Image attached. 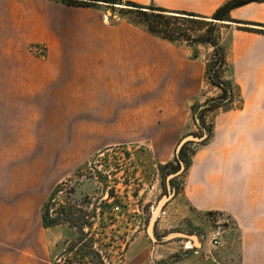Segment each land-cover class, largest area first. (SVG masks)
<instances>
[{"label":"crops","instance_id":"0c3cea01","mask_svg":"<svg viewBox=\"0 0 264 264\" xmlns=\"http://www.w3.org/2000/svg\"><path fill=\"white\" fill-rule=\"evenodd\" d=\"M127 1L209 17L227 0ZM231 18L264 28V2L234 9ZM230 37L228 58L248 101L218 122L211 149L194 157L184 189L169 206L184 201L197 212L227 215L242 264H264V35L232 28ZM30 45H43L46 53H30ZM205 69L186 46L150 36L127 21L110 22L101 7L0 0V264H53L43 239L42 208L53 180L69 169L68 153L55 151L61 162L55 174L52 162L42 170L41 160L15 164L35 153L31 142L37 125L48 122L49 94H62V105L75 104L80 124L159 126L147 134L158 164L165 165L187 133ZM148 90L159 94L157 101L143 103L135 118L126 96L118 104L113 95ZM85 99L111 102L92 105L85 114L80 107ZM40 150L43 156L46 150ZM152 244L140 234L128 244L124 264H149Z\"/></svg>","mask_w":264,"mask_h":264},{"label":"rangeland","instance_id":"374dc122","mask_svg":"<svg viewBox=\"0 0 264 264\" xmlns=\"http://www.w3.org/2000/svg\"><path fill=\"white\" fill-rule=\"evenodd\" d=\"M99 7L110 22L134 23L136 20L134 13H130L133 9L131 7L122 5L112 8L104 4ZM174 16L182 18L181 26L194 29V34H204L210 29L209 26L201 24H208L210 19L178 14ZM187 20H195L198 23H193L195 25L192 26ZM245 26L233 22L218 24L216 34L220 43L228 48L232 28L243 31L242 27ZM249 28L261 30L258 32L264 35V28ZM183 44L205 65L208 62L215 64L212 47L198 44L195 37L191 43ZM229 50L230 48L228 53ZM28 52L44 55L46 48L43 45H30ZM227 61V67L220 70L223 79L231 84L232 97L224 98L219 88L204 79L202 93L191 103L188 130L183 138L193 137L194 140L178 146L171 161V171H163L158 164L152 151V135L147 134L159 126L80 124V114H77L75 104L62 105V94H49L53 98L45 115L48 122L37 125L36 140L31 142L36 144L33 149L35 153L16 158L15 164L33 166L36 160H41L42 170L41 166L52 162L55 174L58 164H61L55 151L68 153L69 169L57 180H53L51 188L44 196L45 212L51 221L66 220V215H63L66 213H70L73 218L81 217L82 221L77 228L63 223L48 228L46 234H43V239L52 252L53 264H88L89 261L94 263L97 259L93 258V252L100 254L104 264H124L128 244L140 234L148 237L150 229L153 237H149L153 239L154 250L149 264H242L243 258L239 253L232 221L223 225L222 247L214 248L210 244V234L216 229V223L222 218H229L227 215L218 212H197L184 201L169 206L184 189L190 169L185 171V165L182 164L180 171L173 172L172 169L176 166L174 160L180 150L184 146L187 147L193 163L198 153L211 149L217 124L222 117L237 114L248 101V97L242 93L235 81L230 59ZM113 95L116 96L118 104L123 102L121 96H126V105L129 104L130 110L134 111L131 113L134 118L140 116V106L143 103L147 100L157 101L159 96L157 92L149 90ZM109 101L81 100L80 107L84 108L81 111L90 114L92 105L108 104ZM215 104L219 107L216 108ZM122 116L121 119L124 117ZM203 124L212 129L209 140L201 128ZM41 147L46 150L43 156L38 153L42 151ZM23 148L21 146L22 150ZM77 151L80 152L79 159L73 163ZM65 162L66 160L63 163ZM53 191L54 194L51 195ZM42 205H37V213ZM79 242L80 245H77ZM76 245V250L70 252L72 246ZM79 248L80 252L84 248V251L92 254L84 257L83 253H80L79 257Z\"/></svg>","mask_w":264,"mask_h":264},{"label":"trees","instance_id":"16d2710c","mask_svg":"<svg viewBox=\"0 0 264 264\" xmlns=\"http://www.w3.org/2000/svg\"><path fill=\"white\" fill-rule=\"evenodd\" d=\"M62 5L66 7H76V8H96L99 7L101 4L110 6L112 8H115V6H128L133 8L130 10V13H134V16L136 18L135 22L130 23L135 27H139L144 29L150 36L159 38L161 40H164L168 43L174 44V45H184L183 43H191L192 39L197 38V43L200 45H206L212 47L214 50L213 57L215 58V64H211L212 62H208L206 64L205 69V79L209 81V83L219 88L222 93L223 97L227 98L228 96L232 97V88L230 82H227L222 77V71L220 69H223L227 67L228 65V48L225 45H222L219 41V36L217 33V26L218 24H223L226 22H233L236 24H243L246 25L245 27H242L243 31L252 32V33H259L261 30H255L253 28H249V26H254L251 23H244L239 22L236 20H233L231 18V12L234 9L243 7L245 5L251 4V3H262L264 0H227L223 5H221L212 16L205 17L194 13H188V12H176V11H169L160 7H157L155 5H139L127 0H58ZM174 14L182 15V16H188V17H199L204 19H210L211 21L201 23L202 25L209 26L210 29L204 32V34H194L193 30L185 28V26H181L180 21L182 18L175 17ZM192 23V26H194L196 23L195 20L188 21ZM195 23V24H193ZM202 28V27H200ZM183 42V43H182ZM185 46V45H184ZM194 59H197V56H193ZM198 60V59H197ZM217 68V70H216ZM216 108L219 107V105H216ZM201 128L206 132V139L209 140L212 135V129L206 128L205 124L201 126ZM188 146V145H187ZM174 162L176 163L175 168H173L174 171H180L181 165H185V171L190 168L192 164L191 155L189 153V150L187 147H183L179 155L175 158ZM162 167V170H167L172 167V163H167L165 165H160ZM176 173V172H175ZM55 191V189H54ZM54 191L51 195L54 194ZM46 204V203H45ZM43 205L42 208V218H43V226L45 229H48L50 227L61 225L63 223H69V225L72 228H77L78 225H80V221H82V218H73L70 216V213H66L63 215H66V220L61 221V219L57 221H51L48 219V215L45 212L46 206ZM80 245V242L77 244ZM76 246H72L70 249L71 251H75ZM80 253H83L84 257L89 256L92 254V252L88 253L84 251V248H82V251L80 252V248L77 249V255L80 257ZM93 258L97 259V262L89 261L88 264H104V261L102 260V257L99 253L93 252ZM71 264H75V262H72ZM80 264V262H79Z\"/></svg>","mask_w":264,"mask_h":264},{"label":"built area","instance_id":"2783aa9c","mask_svg":"<svg viewBox=\"0 0 264 264\" xmlns=\"http://www.w3.org/2000/svg\"><path fill=\"white\" fill-rule=\"evenodd\" d=\"M230 221L231 220L229 218H222V220H220L216 223V225H217L216 229L213 232H211V234H210V244L214 248L222 247V245H223V234H224L223 225H224V223L228 224Z\"/></svg>","mask_w":264,"mask_h":264},{"label":"water","instance_id":"95a60500","mask_svg":"<svg viewBox=\"0 0 264 264\" xmlns=\"http://www.w3.org/2000/svg\"><path fill=\"white\" fill-rule=\"evenodd\" d=\"M193 140H194L193 137H187V138H185V139L182 140V142L179 144V146H180V145H183V144H185V143H187V142H189V141H193ZM164 202H165V200L161 202L160 206H161ZM149 233H150V235L153 237L152 229L149 230ZM150 235H149V236H150ZM151 239H152V238H151ZM152 240H153V239H152Z\"/></svg>","mask_w":264,"mask_h":264},{"label":"bare ground","instance_id":"6f19581e","mask_svg":"<svg viewBox=\"0 0 264 264\" xmlns=\"http://www.w3.org/2000/svg\"><path fill=\"white\" fill-rule=\"evenodd\" d=\"M158 211H159V209L157 210V212H158ZM157 212H156V213H157ZM156 213H155V215H156ZM196 244H197V243H196Z\"/></svg>","mask_w":264,"mask_h":264}]
</instances>
